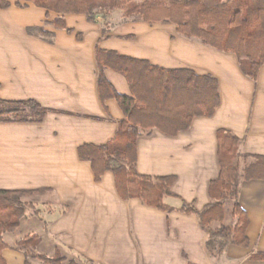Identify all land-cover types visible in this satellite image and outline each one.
<instances>
[{
  "label": "crops",
  "instance_id": "1",
  "mask_svg": "<svg viewBox=\"0 0 264 264\" xmlns=\"http://www.w3.org/2000/svg\"><path fill=\"white\" fill-rule=\"evenodd\" d=\"M56 16L33 4L0 8V98L34 99L52 109L41 122L0 123V189H50L38 214L28 210L21 219L16 230L28 224L24 236L7 242L4 233L6 264H25L18 242L27 235L40 237L37 248L47 241L53 253L58 248L87 264H264L249 258L264 252V180L240 181L248 248L231 244L220 256L209 254L197 215L180 211L182 201L198 210L211 201L209 184L220 173L219 129L241 140L240 153L264 155V65L254 81L234 53L185 37L173 24L126 22L102 36L101 24L84 15H64L72 33L53 25ZM32 26L52 32L51 42L30 34ZM97 46L219 80L221 102L213 116L194 118L176 136L153 129L137 140L140 174L176 176L174 196L164 199L175 208L170 213L138 198L123 200L112 172L97 182L91 163L79 158L80 146L112 140L124 118L116 99L99 98ZM105 75L118 93L131 95L122 74L107 68ZM245 164L241 160L242 168ZM29 263L50 264L38 258Z\"/></svg>",
  "mask_w": 264,
  "mask_h": 264
},
{
  "label": "trees",
  "instance_id": "2",
  "mask_svg": "<svg viewBox=\"0 0 264 264\" xmlns=\"http://www.w3.org/2000/svg\"><path fill=\"white\" fill-rule=\"evenodd\" d=\"M26 7L33 4L56 13L53 25L72 33L65 14H81L88 21L101 24L116 10L122 11L121 22L173 24L185 37L198 39L204 45L220 51L232 52L238 58L242 72L257 80L264 65V0H0V8L12 4ZM114 25L102 26V36ZM30 34H40L50 42L53 33L40 26L28 27ZM81 38L80 34H77ZM132 38V36H127ZM98 66V94L104 103L116 99L124 118L118 122L115 137L103 145L85 144L78 155L91 163L97 182L110 171L123 200L140 199L145 205L166 213L175 210L165 203L174 196L172 185L176 176H150L137 170V140L153 129L168 136H176L190 128L196 117H211L220 106L219 80L199 75L188 68H163L147 59L121 54L115 50L96 47ZM122 74L129 83L131 95L116 91L108 81L105 69ZM34 99L5 100L0 98V123L41 122L51 112ZM219 176L209 184L211 201L202 210L194 203L182 201L180 211L196 214L200 227L207 233L205 244L209 254L222 255L229 245L250 246L247 235L249 217L240 204L241 177L245 180H264V155L242 154L241 140L227 129L217 131ZM251 159V161H249ZM241 160L245 167H241ZM48 188L0 189V264H6L2 251L7 247L4 233L13 232L28 210L38 214L30 196H43ZM232 201L233 224L225 222L224 202ZM215 223H218L215 226ZM41 239L27 235L18 242L26 257L38 258L50 264H87L81 256L68 258L57 248L53 256L36 253ZM251 260L264 261V252L257 251ZM188 264H194L188 262Z\"/></svg>",
  "mask_w": 264,
  "mask_h": 264
},
{
  "label": "rangeland",
  "instance_id": "3",
  "mask_svg": "<svg viewBox=\"0 0 264 264\" xmlns=\"http://www.w3.org/2000/svg\"><path fill=\"white\" fill-rule=\"evenodd\" d=\"M122 11L120 10H116L114 11L107 19V21H102L101 20V26L104 25V23L107 22V25H118L121 24L119 22H121L122 18ZM54 18L51 20V22H53ZM49 28H53V25L49 24L48 25ZM48 194H45L43 196L37 197V196H30L27 198L28 201H33L34 200V206L35 208L37 207H42L41 205L43 204L44 200H48L47 197ZM173 203H175V201H172ZM44 205V204H43ZM44 209V208H43ZM224 209H225V215H226V219L225 222L228 224H233L235 219L233 218V216L231 215V211H232V201L231 200H227L224 202ZM218 223H215V226H217ZM29 230V225L28 224H23V226H21V228L19 230H15L14 232H8L5 234V240L7 242H12L13 240L20 238L21 236H24ZM37 252H41L42 254H45L47 256H52L53 250L50 247L49 248V244L48 242H44V244L36 249ZM52 254V255H51Z\"/></svg>",
  "mask_w": 264,
  "mask_h": 264
}]
</instances>
